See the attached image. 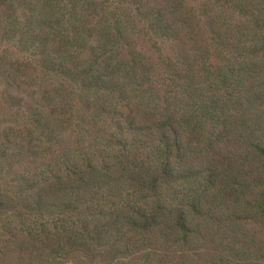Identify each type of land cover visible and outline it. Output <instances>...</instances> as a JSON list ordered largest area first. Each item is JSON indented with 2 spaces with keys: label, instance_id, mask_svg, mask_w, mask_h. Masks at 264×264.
Instances as JSON below:
<instances>
[{
  "label": "rangeland",
  "instance_id": "obj_1",
  "mask_svg": "<svg viewBox=\"0 0 264 264\" xmlns=\"http://www.w3.org/2000/svg\"><path fill=\"white\" fill-rule=\"evenodd\" d=\"M213 1L0 3V264H264V0ZM159 105L193 122L172 174Z\"/></svg>",
  "mask_w": 264,
  "mask_h": 264
},
{
  "label": "trees",
  "instance_id": "obj_2",
  "mask_svg": "<svg viewBox=\"0 0 264 264\" xmlns=\"http://www.w3.org/2000/svg\"><path fill=\"white\" fill-rule=\"evenodd\" d=\"M27 2H28V0H0V3L2 5L6 4L9 7V9L12 11V14H14V15L18 14V13H21V11H24L23 9H27L26 11L31 12V13H27V15L31 14V16L33 18H35V16L39 12L38 11L39 9H37V7L33 8L31 6H28ZM213 2H218V0H215ZM219 2H220V4H222V0H219ZM224 2L226 4L228 3V1H224ZM32 10H33V12H32ZM34 11H36L37 13H34ZM24 16H26V15H24ZM40 17H45V14L41 13ZM67 21H68V22H66L67 27L65 28V31H63V33H62V34L65 33V37L62 40L63 45L65 46V48L68 47L69 45L72 46L70 53H69V57H70V55L82 56L81 54L85 53L87 44H89L90 41L92 40L91 38H89L91 33H90V35H87V36H85L79 40V38L74 36L71 26L73 25L72 22H74V21L82 22L81 17L76 14V16L74 17L72 22L69 19H67ZM6 24L7 23H5V25ZM19 25H20V23L17 24V26H19ZM12 28H13V25L8 23V30H9L8 33L10 31L14 30ZM171 29H172V27H171ZM52 44H54V42ZM65 54H67V52H64V50H62V48L59 47V52L54 51L53 53L46 54L44 62L49 63V65L51 67L54 66V64H61L62 68L65 70L77 71L78 68H80V67L78 65L74 64L73 62H71L70 60H68L66 58ZM73 54H77V55H73ZM111 64H112L111 61L108 62L109 68H111ZM14 66L16 67V65H14ZM14 66H12V68H14ZM20 68L21 67H19V72H20ZM108 71L109 70L107 69L105 72H108ZM18 77H21V76H18ZM97 83H98V79L96 78V73H95L92 76V78L90 80H88V82L86 84L93 85V84H97ZM122 94L125 95V92H122ZM150 112L151 113L147 116V120L144 121V123H143L144 125H142V127L138 128L137 134H139L141 136V138H143L145 140V142L152 140L151 142L154 146V150L157 152L156 154L159 155V157H157V159H156L157 166L159 168H161L164 173L172 174L173 168L171 166V163L169 162L170 157H168V156L172 155V153H171L172 148H177V151L181 150L180 147H178L179 132H186L187 129H192L191 124L193 122L191 123V121L188 119V117L184 111L182 112V114L178 115V118L176 117L175 111L170 114L169 105L167 108H164V107L161 108L159 105L155 108V110H153V109L150 110ZM177 114H179V113L177 112ZM193 117H194V120L196 118H198V116H196V115H193ZM120 133H122V131ZM171 138L174 140L176 139L175 142H173V145L170 144ZM167 140H168V142H167V144H168L167 145V152L168 153H167V155H165L166 152L163 148V145H164L165 141H167ZM173 146H175V147H173ZM257 148L264 154V150L260 146L259 147L257 146ZM136 157H134V158H136ZM125 159L129 160L127 157ZM89 173L91 175L94 174L92 170H89ZM133 176H135V175H133ZM128 180H129V178H128ZM141 181H142V178H141ZM74 192H75V190H74ZM256 205L260 206V207H258L260 209V211H262V212L264 211V207H262L263 204H256Z\"/></svg>",
  "mask_w": 264,
  "mask_h": 264
}]
</instances>
